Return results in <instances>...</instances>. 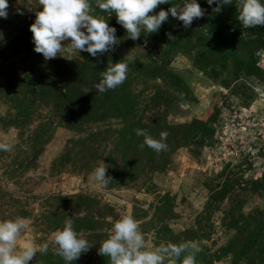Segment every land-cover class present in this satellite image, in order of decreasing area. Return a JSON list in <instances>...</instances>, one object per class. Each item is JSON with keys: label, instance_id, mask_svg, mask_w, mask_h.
I'll return each mask as SVG.
<instances>
[{"label": "rangeland", "instance_id": "374dc122", "mask_svg": "<svg viewBox=\"0 0 264 264\" xmlns=\"http://www.w3.org/2000/svg\"><path fill=\"white\" fill-rule=\"evenodd\" d=\"M89 2L119 39L96 57L36 53L38 0H8L0 19V143L10 145L0 151V221L25 219L18 249L47 243L29 264H66L52 233L72 218L93 245L73 264H110L100 244L130 215L148 250L190 242L164 264L189 254L195 264H264V26H242L239 0L219 12L197 0L204 15L189 28L169 14L133 41L114 12ZM118 62L125 81L99 93ZM137 129L156 139L167 132V148H141ZM101 160L106 187L91 177Z\"/></svg>", "mask_w": 264, "mask_h": 264}, {"label": "clouds", "instance_id": "9594fccd", "mask_svg": "<svg viewBox=\"0 0 264 264\" xmlns=\"http://www.w3.org/2000/svg\"><path fill=\"white\" fill-rule=\"evenodd\" d=\"M39 11L30 25L34 51L42 54L45 60L54 59L61 51L87 52L92 57L103 54L118 45L116 28L109 26L106 20L90 14L89 0H38ZM208 5L217 4L214 11H220V5L232 4V0H206ZM100 10L114 12L117 23L127 31L128 38L136 41L142 32L147 36L156 33L169 14L183 22L189 28L196 18H201L204 11L197 0H184L181 6H171L167 11L160 10L149 15L158 5L169 4V0H96ZM8 17V0H0V19ZM239 22L245 28L264 26V0H239ZM169 40H175L171 33H166ZM70 43L62 46V41ZM4 41L0 32V43ZM127 64L118 62L102 73V79L95 85L99 93L113 90L123 84L127 74ZM136 135L143 136L141 148L147 146L159 153L167 148L163 142L167 132H161L160 138H153L144 129H137ZM10 150V145L0 143V151ZM103 161L95 167L91 177L98 186L106 187L110 177ZM27 224L24 218L0 221V264H29L37 252H47L48 244L36 245L27 242L18 249L17 242ZM53 241L59 255L66 264H73L93 245L82 238L73 228L72 218H68L62 229L52 233ZM190 242L161 244L154 250H148L145 239L139 230L138 222L130 215L121 216L112 228L110 236L98 249L100 255L106 256L110 264H164L166 257L179 258L186 252ZM173 264L175 261L173 260ZM181 264H195L192 254L186 255Z\"/></svg>", "mask_w": 264, "mask_h": 264}]
</instances>
